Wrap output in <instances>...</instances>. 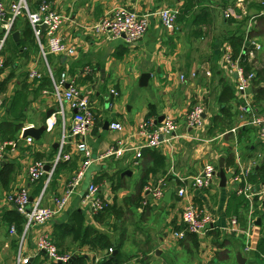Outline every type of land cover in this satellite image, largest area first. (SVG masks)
I'll return each mask as SVG.
<instances>
[{
	"label": "crops",
	"instance_id": "obj_1",
	"mask_svg": "<svg viewBox=\"0 0 264 264\" xmlns=\"http://www.w3.org/2000/svg\"><path fill=\"white\" fill-rule=\"evenodd\" d=\"M36 1L28 0L29 6L33 8ZM185 2L52 0L53 6L67 16L60 33L75 46V52L65 55V58L62 54L51 53L50 65L54 70L65 69L89 97L95 116L84 138L92 149V161L79 184L73 188L66 207L46 223L34 225L27 232L23 249L30 257L28 264H34L35 261L37 264H67L76 255H83L84 264H99L104 256L111 255L109 247L113 248L112 254L118 248L124 253V264H264V258L257 256L254 251L256 242L264 234V199L259 194L264 183L255 188L246 179L241 182L235 180L233 173L235 167L251 171L264 160V139L240 138L238 146L242 141L244 144L250 143L247 153H244L242 146L239 151L236 150V140H222L219 147H213L211 142L203 145L202 141L207 139H197L198 129L187 127L185 120L187 110L196 103L203 107L204 123L210 121L212 115L221 114L223 104L231 112L238 110L240 113L241 98L236 91L235 77L224 69L222 57L227 47L232 50L229 37L243 34L246 44L251 48L249 58L255 56V63L264 62V0H191V6L177 18V28L173 32L168 31L161 24L158 11L163 7L182 10ZM118 7L147 14L148 28L137 41L128 43L122 35L106 36L90 27ZM13 31L18 32L17 39L11 34V39L6 40L2 49L4 66L2 64L0 79L4 80L2 95L7 96V103L0 112V122L14 120L5 108L14 91L22 85H26L28 102L23 125L16 136L0 141L10 144L9 148L5 145L4 156L0 160V264H15L16 254V234L9 231L10 223L5 216V211L12 208L6 196L21 186L28 188L31 197L40 193L42 189H38L39 181L30 180L28 167L37 159L49 162L56 152L60 136V123L46 128L38 137L32 136L30 143L22 136L26 127H38L45 122L46 111L54 106L55 99L51 89L36 91L38 80L28 76V68L33 63L41 72L45 70L44 60L37 47L28 44L26 54L18 52L12 39L17 42L23 38L21 23ZM143 72L149 73L145 84L139 81ZM180 74L184 75L183 79ZM99 78L102 81L116 79L115 85L110 82V86L117 88L120 98L113 108L103 107L100 100L94 97V83ZM130 81L136 85L132 93L126 90ZM225 84L232 87L235 97L220 100ZM250 112L251 119L255 113L252 110ZM164 114H172L178 127L175 135L157 147L165 156L161 165L149 170L153 159L143 155V150L138 158L134 156L133 150H126L118 157L103 156L116 140L122 139L129 146L143 141L141 121ZM114 119L123 124L122 130L109 128V123ZM230 131L226 130L225 133ZM228 159L233 163L226 166ZM207 161L213 162L217 169L219 162H223L225 185H219L218 177V183L210 188H189V192L195 202L209 210L213 228L205 235L196 233L199 243L189 235L168 240V230H178L183 223L182 200L176 190L182 184L191 185L192 176ZM3 164H7L9 170L2 178ZM80 164L77 153H72L71 159L59 163L53 182H49L43 192L42 203L49 204L53 195L69 187V181ZM159 181H162L163 197L153 201L146 194L145 187ZM89 182L98 185L100 195L106 199L105 205L114 204L121 213H106L105 216L90 214L80 200ZM242 186L250 194L248 203L238 206L235 214L226 212L230 194L238 192ZM165 193L168 194L165 196ZM144 198L148 201L145 204L142 202ZM232 215L238 218L239 231L230 232L227 229ZM80 219V228L92 225L108 234L112 245L108 248L90 246L83 241L82 229L77 234L61 231L63 224H73ZM44 231L54 237L59 254L70 255L66 262L49 258L44 250L37 248L36 239ZM246 245L250 247L248 250L244 248ZM216 252H226L227 257L220 259Z\"/></svg>",
	"mask_w": 264,
	"mask_h": 264
},
{
	"label": "built area",
	"instance_id": "obj_2",
	"mask_svg": "<svg viewBox=\"0 0 264 264\" xmlns=\"http://www.w3.org/2000/svg\"><path fill=\"white\" fill-rule=\"evenodd\" d=\"M177 12L172 7H163L158 11L161 24L170 32L177 28ZM21 14H26L31 25L38 53L44 60L47 73L52 84V94L55 99V110L46 118V128L50 129L56 124L57 118L60 120V136L56 146V152L53 158L46 162L42 159L34 160L28 167V174L31 181H36L40 176L46 174L42 190L37 196L30 198L29 190L26 186H21L6 196L7 203L24 216L23 229L18 235L17 249L15 254V264H26L29 262V256L24 252L23 241L27 232L34 225L46 223L50 218L59 214L67 204L72 190L82 179L87 166L92 161V149L85 140V135L94 121V110L92 109L89 97L77 86L74 79L68 76L65 69L59 74H55L52 66L48 63V54L73 55L75 46L68 43L60 33V29L67 16L58 11L52 4V0H39L32 8L28 0H9L4 2L0 0V66L3 64L2 49L12 33L13 22ZM228 15V12H225ZM44 25V27H43ZM149 25L146 13L138 12L127 7L114 8L106 15L99 18L90 26L92 30L98 33H104L106 36H121L128 42L137 41L146 32ZM45 40V42H44ZM223 66L226 72L235 77V87L242 100L240 109L242 112L252 110V92L251 86L253 72H244L238 57L232 56V50L227 47L223 53ZM194 74V73H193ZM42 72L33 63L28 68V76L33 79L40 78ZM183 79L184 75L180 74ZM1 80V79H0ZM46 92V90H43ZM116 93L114 88H111ZM2 89L0 86V107L2 104ZM68 107V109L66 108ZM203 107L196 103L189 107L185 114L186 126L199 129L204 124ZM67 118L69 121L67 122ZM156 117L143 119L140 123V133L144 140L134 146L125 145L122 139L116 140L104 152L103 156L114 155L116 157L123 154L126 150H133L136 158L141 156L142 148L158 147L162 142H166L176 134L178 123L172 114H164L163 118L156 122ZM250 121L259 129V136L264 139V115H252ZM109 128L113 130H122L123 124L114 119L109 123ZM235 128H231L233 131ZM26 141L30 143L32 136L27 135ZM5 142H0V160L3 158ZM72 153H77L81 159L80 167L77 169L69 184L63 192L53 195L49 204L42 203L44 188L46 187L50 176L57 164L62 160H69ZM48 163L49 169L46 170L44 165ZM247 171L244 168L234 174V179L239 182L243 181ZM234 173V172H233ZM191 185L182 184L178 186L176 193L182 200L181 220L185 224L184 229L172 231L174 238L183 237L185 231L205 235L213 228L212 215L208 209L195 202L189 192L192 189L210 188L213 184L218 183L217 167L207 161L203 164L198 173L192 176ZM191 186V187H190ZM146 194L151 200H160L163 197L162 181L154 185L145 187ZM238 192L244 193L248 199L250 194L244 190V186L238 189ZM260 197L264 199V184L259 190ZM83 207L90 213L101 210L105 204L104 199L95 182H89L81 195ZM143 204L147 203V198L143 199ZM227 229L230 232L239 231V221L236 215L230 216ZM11 233H16L15 225L9 226ZM36 245L38 249L44 250L49 258L66 262L70 255L59 254L57 247L51 235L44 231L40 232ZM246 250L249 245L244 246ZM112 247L108 248L111 253Z\"/></svg>",
	"mask_w": 264,
	"mask_h": 264
},
{
	"label": "trees",
	"instance_id": "obj_3",
	"mask_svg": "<svg viewBox=\"0 0 264 264\" xmlns=\"http://www.w3.org/2000/svg\"><path fill=\"white\" fill-rule=\"evenodd\" d=\"M38 1L39 0L35 2V5L37 4ZM190 2L191 0H186V2L183 4L182 10H178L177 18L181 16V12H183V10H186L187 8L191 6ZM19 23H21L23 27L24 36L23 38L18 39L17 42L12 39V43L14 44V48H16L18 52H21L22 54H26L29 49L28 44H32L33 46H36V47H37V44L35 42V37L33 35V31H32L31 25L29 23V20L26 14H21L15 18L13 22L12 30ZM8 38L11 39V36H9ZM229 42L232 47V56L234 58L238 57V61L242 65L244 72L246 74L251 71L253 72V77L251 78L252 85L257 86V89L254 92H252V101H251L252 111L255 114L264 115V62L255 63L254 61L255 56L253 58H249V50L251 48L246 44L243 34L231 35L229 37ZM50 58L51 56L50 54H48L47 60L49 64L51 62ZM3 66H4V61H3ZM3 66H0V71ZM53 71L55 74H59L60 69H57V70L53 69ZM36 80H38L37 81L38 83L35 87L36 91H40L41 88H47L49 90L52 89L51 80L47 73L46 67H45V70L42 72L41 77L37 78ZM0 86H1V89L3 90L4 80H0ZM226 97H229V99L235 97L234 94H232V87L228 84L224 85L219 99L223 100ZM27 102H28V91H27L26 85H22L20 88L14 91L8 104L6 105L5 109H6L7 114L11 116V118L14 120L5 119L2 122H0V141L10 140L16 136L18 130L23 125L24 110L26 108ZM221 108L223 110V112H220L221 114L216 113L212 115V117L210 118L208 130L213 131L215 128H223L226 122L230 125V121H232L234 117V113L231 112V110L225 104H223ZM250 113L251 112H247V114H250ZM56 123L58 124L60 123V120L58 118L56 120ZM233 125L234 124L230 125V128H228L227 130L230 131ZM219 131H222V130H219ZM142 150H143V155L150 156L153 159L152 165L150 166V168H148L149 170H153L155 166L161 165L163 161L165 160L164 154L157 147L148 146V147H144ZM229 154L231 153L229 152ZM141 155H142V152H141ZM232 163L233 161L228 159L226 161V166L232 165ZM3 165L4 167L1 172L2 178L6 176L9 170L8 169L9 166H7V164H3ZM58 169H59V164L55 166L48 183L50 182L51 184V182H53V179L56 176ZM238 171H239V168L235 167L234 174H236ZM45 178H46V174L40 176L36 180V182L39 181V185H38L39 190L42 189ZM245 179L246 181L252 183L255 188L259 187L261 183H264V160L260 162L253 170L246 172V174L244 175V181ZM47 185L44 188V191L47 188ZM243 203H246V204L248 203V199L245 197L243 193H238V192L231 193L228 198V207H226V212L234 213V214L237 213L238 206L242 205ZM119 212L121 213V211H119V208L115 207L114 204L113 205L107 204L101 210L95 212L94 215L105 216L106 213L119 214ZM5 216L10 224L13 223L15 225L17 234L15 237L16 242L15 240L14 242L16 243L15 246L17 249L18 235L21 233L23 229L24 216L14 208L6 210ZM81 224H82L81 219L75 221L73 224L65 223L63 224L64 228L61 231L64 233L73 232L77 234L80 232V229H82L80 228ZM184 228H185V224L182 223L179 226L178 230L184 229ZM82 233H83V241H85L86 243H89V245L92 247H95V248H106L107 247L108 248L109 246L112 245L108 234H106L105 232L99 231L98 229H96L90 224L85 225V227L82 229ZM186 235L193 237L195 241H197L196 243H199L196 233L186 230L183 237H185ZM51 237L53 241L55 242L54 237L53 236ZM183 237H179V239ZM221 243H224V242L222 241ZM254 251L257 256L264 258V234L256 242ZM110 254L111 255L109 256H104L100 260L99 264H124L125 255L123 252L119 250V248L117 252L113 254L110 253ZM216 256L220 259L225 258L227 257V253L225 252V253L220 254L219 252L218 253L216 252ZM83 258H84L83 255H76L71 260H68L67 264H84ZM34 264H37V262L35 261ZM52 264H59V263L52 262Z\"/></svg>",
	"mask_w": 264,
	"mask_h": 264
},
{
	"label": "rangeland",
	"instance_id": "obj_4",
	"mask_svg": "<svg viewBox=\"0 0 264 264\" xmlns=\"http://www.w3.org/2000/svg\"><path fill=\"white\" fill-rule=\"evenodd\" d=\"M44 42H45V40H44ZM44 65L45 64L43 62V67H44ZM114 81H116V79L111 78V79H107V80L102 81L99 78L94 83V87H95L94 88V97L96 98L97 101L100 100V103L105 108H107V107L113 108L120 98L119 92H118L116 87L113 86L116 93H113L110 89L111 88L110 82H113V85H115L116 82H114ZM135 88H136V85H135L134 81L128 82V84L126 86V90L129 93H132ZM96 92H98L97 95H96ZM6 97H7L6 95H2V97H1L2 98V104L0 107V112L3 110V108L5 107V104L7 103ZM3 98H4V100H3ZM239 102L242 103V100ZM239 111H240V113L238 112V110L234 112L235 116L233 117L232 121H230V125L234 124L233 127L236 126L235 131H230L229 133H225V131L228 128H230V125L227 122H226V124H224L223 128H215L213 131H210V130H208V126H209V121H208L207 123H204L203 126H201L198 130H196L198 133L196 138L199 139L200 141H201V139H207L206 141H202V144L204 145V143L211 142L213 147L214 146L219 147L220 142L222 140L223 141H229V142L236 140V143H235L237 145L236 150L239 151V147L242 146L244 153H247L250 143L247 142L244 144V142L242 141L240 143V145L238 146L237 142L240 141V138H243L244 140L245 139L250 140V139H253L255 137H256V139L261 138V137L259 136L260 134H259V129L257 128V126L254 123L250 122V118H249L250 114H247V112H242L240 107H239ZM232 115H233V113H232ZM68 121H69V119L67 118V122ZM240 124H242V125H240ZM219 130H222V131H219ZM254 131H255V134H254ZM243 133H245V135L240 137V135ZM136 234H137V232H136ZM166 238H168V240L175 239L172 236L171 230H168ZM14 247H15V251H16V246H14Z\"/></svg>",
	"mask_w": 264,
	"mask_h": 264
},
{
	"label": "water",
	"instance_id": "obj_5",
	"mask_svg": "<svg viewBox=\"0 0 264 264\" xmlns=\"http://www.w3.org/2000/svg\"><path fill=\"white\" fill-rule=\"evenodd\" d=\"M44 27V25H43ZM12 37L17 39L18 37V32L17 31H13L12 33ZM122 36H124V34H122ZM248 43V42H247ZM62 57L65 58L66 56L64 54H62ZM149 77V73L148 72H143L140 76V83L141 84H145L146 83V80L147 78ZM257 89V86H252V92H254L255 90ZM55 110V106L49 108L47 111H46V118H48ZM163 118V115H159L157 116L156 118V122H159L161 119ZM108 125V124H107ZM46 129V122L42 123L40 126L38 127H33V126H29V127H26L23 132H22V136L23 137H26L27 135H30V136H34V137H38L39 134L41 132H43L44 130ZM6 146L9 148L10 147V144H6ZM44 168L46 170L49 169V164L46 163L44 165ZM217 175L219 177V185L223 186L225 185V181H226V175H225V171H224V168H223V162L220 161L219 162V165H218V169H217ZM168 193H165V196L167 195ZM32 198V197H30ZM238 256H239V253H238ZM58 262H61V260H58ZM28 264V263H26Z\"/></svg>",
	"mask_w": 264,
	"mask_h": 264
}]
</instances>
